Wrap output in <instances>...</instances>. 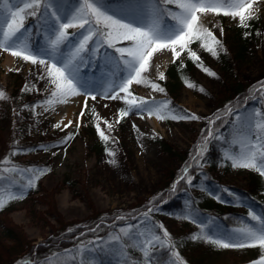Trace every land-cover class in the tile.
Segmentation results:
<instances>
[{
    "label": "rangeland",
    "instance_id": "374dc122",
    "mask_svg": "<svg viewBox=\"0 0 264 264\" xmlns=\"http://www.w3.org/2000/svg\"><path fill=\"white\" fill-rule=\"evenodd\" d=\"M121 2L122 0H109L113 8H119ZM65 6L74 7L75 0H65ZM165 7L174 8L173 5ZM253 11L254 18L248 21L247 28L239 25L238 18L211 14L203 17L204 25L220 39L223 50L218 56H213L200 46V42L193 43L190 47L200 56L203 67L210 69L215 76L208 75L189 58L188 52H183L175 62L182 66L191 65V68L183 70L180 86L172 88L167 85L170 79L168 68L175 62L172 54L165 51L156 54L155 61L146 74L164 92L153 91L151 87L144 85L131 86L130 90L135 96L145 98L150 103L165 105L170 102L162 108L164 114H194L199 117L197 120H160L156 115L149 116L147 112L135 110L121 118L119 112L128 108L124 101L101 95L118 82L119 70L109 72L103 61H100L99 69L96 68L97 61H93L92 69H86L87 79L98 89L94 93L95 100L84 95L70 97L67 103L54 102L45 111L47 105L43 102L50 98L53 89L47 79L40 78L42 66L32 65L31 62L0 51V91L6 97L0 99V158L7 154L10 144L34 143L36 146L27 154H22L18 148L12 149V158L9 160L19 162L29 159L49 166V171L41 179L39 191L31 193L30 196L23 195L22 199L9 201L8 196L17 192H2L5 207L0 210V264H20L27 261L9 248L11 245H17L18 242L24 247L27 244L44 245L57 231H69L74 228V224L87 223L89 216L109 215L113 211L117 213L116 219L123 217V221L129 220L135 216L136 207L155 199L169 182L171 190H174L178 180H182L185 185V189L181 190L186 200L184 213L173 214L172 211L163 210L154 201L143 210L142 216L149 208L153 209L148 213L147 222L150 226L153 222L162 224L171 234V243L175 245L171 250L163 245L155 248H167L172 256L169 262L173 264L177 260L176 253H179V257L186 264H251L256 260L261 254L258 249L223 250L205 243L203 239L191 238L196 234L207 236L209 233L227 232L247 226L251 221L249 211H258L261 206L252 201L250 203L249 198L235 193L236 188L250 189L255 186L260 187L255 196L262 198L264 175L254 169L234 168L226 158L234 150L229 144L222 146L220 159H205L211 138L229 140L232 143L237 139L234 135V115L223 135L220 130L215 131V122L222 115L219 113L221 108L218 97L222 89L228 87L224 86L226 78L222 55L229 53L234 58L233 76L239 78L240 82L253 86L255 90L264 84V0H256ZM164 22H167L166 17ZM28 25H34L32 18L26 21V26ZM68 31L70 34L77 33L76 29ZM70 38L79 37L76 35ZM45 42L46 39L38 41L39 44ZM104 52L101 49L99 55L102 56ZM165 54H168V59L163 64L161 61ZM160 73L164 74V80L159 79ZM188 83L195 87H188ZM201 88L203 91H200ZM252 97V103L242 106L240 112L245 109L248 113L256 109L264 111V95L255 91ZM97 98L104 99L106 103H99ZM85 99L87 107L84 105ZM105 105L110 108H105ZM82 110L84 115L81 117ZM69 121L71 126L65 128L64 125ZM104 121H108L112 128L109 129ZM210 121H215V124ZM57 123L61 124L60 128L55 127ZM97 123L110 136L105 148L101 146L104 140L98 134ZM209 131L211 136L207 135ZM69 135L72 139L65 143V138ZM198 148L203 151L198 153ZM110 152L115 155H110ZM174 175L177 177L171 180ZM182 176L185 178L182 179ZM187 178L192 179L191 184L187 183ZM214 198L232 203L233 207L225 206L224 210L242 213L247 221L224 226L208 211L203 212L204 219L200 220L201 215H196L198 203L204 200L214 203ZM165 200L166 198L159 202V205ZM249 205L253 208L248 209ZM144 219L145 217H140L133 223L128 221L121 227L140 224V230H143ZM188 219L201 223V226ZM3 223L15 228V233H18L15 240L6 233ZM251 224L255 223L251 221ZM84 227L73 238L74 244L67 245L68 250L72 249L68 251V256L71 259L75 256L77 264H80L82 257L83 264H116L109 260L96 261L93 258L108 240L104 237L105 240L101 242L103 237H91V226L84 224ZM121 227L108 234L110 240L120 232ZM123 243L126 245V252L118 255L122 262L117 264H125V259L130 264H149V259L143 258L139 248L129 246L126 239ZM77 249L81 251L77 252ZM55 250L57 248L50 252V256ZM28 264L38 263L29 260Z\"/></svg>",
    "mask_w": 264,
    "mask_h": 264
},
{
    "label": "snow or ice",
    "instance_id": "6c2138e0",
    "mask_svg": "<svg viewBox=\"0 0 264 264\" xmlns=\"http://www.w3.org/2000/svg\"><path fill=\"white\" fill-rule=\"evenodd\" d=\"M255 3L256 0H122L119 8H113L109 0H75V6L67 8L65 0H0V51L31 62L32 65L42 66L40 78L47 79L53 89L50 98L43 102L47 105L45 111L52 107L54 102L67 103L70 97L84 95L95 100L94 93H97L98 89L87 79L86 69L93 68V61H97L96 68L99 69L100 61H103L109 72L119 70L118 82L101 95L124 101L128 108L119 112L121 118L135 110L147 112L149 116L156 115L160 120H197L199 117L194 114H164L162 108L170 102L165 105L150 103L145 98L135 96L130 90L131 86L144 85L151 87L153 91L164 92V89L150 81L146 74L152 67L153 57L165 51L172 54L173 62L179 59L183 52H188L189 58L204 72L215 76L214 72L203 67L200 56L190 47L193 43L200 42V46L213 56H218L223 50L220 39L204 25L203 17L211 14L238 18L239 25L247 28L248 21L255 15ZM167 5H173L174 8L165 7ZM165 17L167 22H164ZM29 18L34 20V25L26 26ZM69 29H76L77 33L70 34ZM76 35L78 39L70 38ZM45 39L44 44L38 43L39 40ZM118 44L124 46H117ZM101 49L105 50L102 56L99 55ZM108 49L113 51L108 52ZM159 79H165L163 73L159 74ZM187 86L195 87L191 83ZM25 88L27 89V85ZM255 91L264 95V84L259 85ZM120 93L125 95L121 96ZM5 98V93L0 91V99ZM84 105L87 107V99ZM83 115L82 110L80 116ZM104 123L109 129L112 128L108 121ZM233 123L237 139L235 143L226 140V144L234 149L226 158L234 168L254 169L264 175V111H237L233 116ZM70 126L71 121L64 125L65 128ZM55 127L60 128L61 124L57 123ZM96 128L102 140H110V136L100 128L99 123ZM207 135L211 136V132ZM70 139L71 135L67 136L64 142ZM202 151L198 148V153ZM109 154L115 155L112 152ZM4 171L15 175L11 168ZM184 171L186 176L187 167ZM37 173L28 179L27 187H34V179L38 180L44 170L39 169ZM185 176L181 178L184 179ZM0 181L11 183L8 175H0ZM187 183L191 184L192 179L187 178ZM23 195V192L18 191L10 194L8 200L22 199ZM4 207L5 200L0 192V210ZM152 210L149 208L144 214L143 230H140V224L126 225L111 237L110 246L123 254L126 252V245L123 243L126 239L129 246L140 249L143 258L149 259V264V249L162 245L174 248L175 245L171 243L172 236L162 224L153 222L150 226L147 222L148 213ZM248 215L256 224L249 221L247 226L227 232H213L207 236L196 234L191 238L203 239L205 243L223 250L258 249L261 254L251 264H264V214H256L250 210ZM79 251L81 250L77 249V252ZM176 258L174 264H186L179 257V253H176ZM83 259L82 257L80 264H83ZM72 264H77L75 256L72 257ZM125 264L130 262L125 259Z\"/></svg>",
    "mask_w": 264,
    "mask_h": 264
},
{
    "label": "trees",
    "instance_id": "16d2710c",
    "mask_svg": "<svg viewBox=\"0 0 264 264\" xmlns=\"http://www.w3.org/2000/svg\"><path fill=\"white\" fill-rule=\"evenodd\" d=\"M222 63L223 68L225 70V85L228 86L224 89H222L221 95L218 97V103L220 105L222 113L221 117L214 123L215 128L218 129L215 131L223 133L228 130L229 124L231 122L232 116L242 108L244 105H249L253 101V93L255 92V88L253 86L245 85L242 82H240L238 79L233 76V64H234V58L231 57L229 53H224L222 55ZM185 68H191V65L182 66L180 63L175 62L168 68V74H169V81L167 82V85H170L173 87L180 86L181 80L180 75L182 74L183 70ZM172 88L170 90H172ZM218 134V132H217ZM227 138V137H226ZM226 143L225 141H221L216 138H211L209 140V147L208 150H206V157L205 159L208 161L217 160L221 157V148ZM51 143L49 142L48 145ZM36 145L33 143H20V144H10L9 151L7 154L2 158H0V175H8L11 179V183L0 181V185H2V189H0V192H7L8 190H14L16 192L20 191L23 192L25 196H30L31 193L37 192L40 189L41 179L47 174L49 171L48 164H42L38 161H30L29 159H23L19 162H14L9 160L12 158L11 150L14 148H18L22 154H27L29 150H32ZM101 146L104 148L107 146V142L102 141ZM170 150V149H169ZM189 155L190 153L187 152ZM209 157V158H208ZM208 158V159H207ZM5 161H9V163H5ZM11 168L13 169L12 173H6L4 170ZM43 169L44 174L40 176L38 180L34 179V187H27V181L30 177H34L37 175V170ZM16 170H19L18 172ZM177 175H174L171 180L175 179ZM171 182H169L166 187H163L161 193L157 195L154 201V203H158L157 205L160 206L163 210L172 211L173 214H182L185 212L186 209V200L184 199L183 194H181V190L185 189V185L183 184L182 180H178L175 182V189L171 190L170 188ZM260 187H251L250 189H242V188H236L235 193L237 195L243 196L246 199L249 198L250 203L251 201L255 203L256 205H261L258 208V211H254L256 214H264V195L262 194V198L256 197L255 194L259 192ZM164 198L166 200L162 202L161 205H159V202H161ZM244 198V200H246ZM216 201L214 203L209 201H203L202 203H198L197 206H199V209L197 210V216H200L203 220V212L208 211L213 216L216 217V220L219 221L224 226H228L231 224H240L244 221H247V218L239 212L236 211H226L224 210L225 206L233 207V204L227 203L224 201H221L217 198H214ZM151 201V202H152ZM247 201V200H246ZM151 202L143 203L142 205H139L134 210V215L129 220L123 221L122 219H116L117 213L110 211L109 215H95V216H89L87 219V223L83 222L80 224H74V228L70 229L69 231H64L61 229V231H57L56 234L52 235L45 241L44 245H31L27 244L26 247L21 246V242H18L17 245H11L9 248H12L16 254L22 255L21 258L23 260H27L24 262H27L29 260H34L38 264H72V259L68 256L70 250H68L67 245L71 246L74 244L73 239L75 236H77L78 233L81 232V230L85 225L91 226V231L89 234H91V237H105L108 242L103 243V248L100 249V252H97L94 255V259L96 261H103L106 260L111 261L112 263H120V259H118L119 252L116 251L114 247H111L112 241L109 239V235L115 231L116 228L121 227L126 222H136L140 219L142 216L143 210H146L148 205L150 206ZM156 205V206H157ZM254 205V204H252ZM252 205H249L248 209H252ZM226 209V208H225ZM225 212H224V211ZM178 217V216H177ZM101 220V221H100ZM189 220V219H188ZM100 221V222H99ZM192 222H197L194 220H189ZM252 223H255V221H252ZM199 226H201V223L197 222ZM3 227L5 228L6 233L11 236L14 240L17 238L18 233H15V228L13 226H9L7 223H3ZM122 228V227H121ZM110 233V234H109ZM109 234V235H108ZM108 235V236H107ZM78 238V237H77ZM83 238V237H82ZM104 239H101V242ZM73 242V243H72ZM47 243V244H46ZM71 243V244H69ZM20 245V246H19ZM57 245V246H53ZM25 248V250H23ZM55 253L50 256V252H52L54 249ZM66 248V250H64ZM23 250V251H22ZM140 250V249H138ZM171 250V249H170ZM54 252V251H53ZM150 262L155 264H173L169 262V260L172 258L171 252L167 248H155L150 250ZM88 258H90L88 256ZM23 264V261L20 263Z\"/></svg>",
    "mask_w": 264,
    "mask_h": 264
},
{
    "label": "bare ground",
    "instance_id": "6f19581e",
    "mask_svg": "<svg viewBox=\"0 0 264 264\" xmlns=\"http://www.w3.org/2000/svg\"><path fill=\"white\" fill-rule=\"evenodd\" d=\"M156 56V55H155ZM155 56L153 57V61L152 62H154L155 61ZM164 58H162V61H161V63H163V64H165V62L167 61V59H168V54H165L164 56H163ZM160 63V64H161ZM42 71V70H41ZM97 100L99 101V103H103V104H105L106 103V101L104 102V99H101V98H97ZM105 108H107V109H109L110 107L109 106H107V107H105Z\"/></svg>",
    "mask_w": 264,
    "mask_h": 264
}]
</instances>
